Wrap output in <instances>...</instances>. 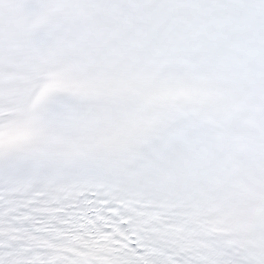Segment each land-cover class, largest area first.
I'll return each mask as SVG.
<instances>
[{"label":"snow or ice","instance_id":"6c2138e0","mask_svg":"<svg viewBox=\"0 0 264 264\" xmlns=\"http://www.w3.org/2000/svg\"><path fill=\"white\" fill-rule=\"evenodd\" d=\"M0 264H264V0H0Z\"/></svg>","mask_w":264,"mask_h":264}]
</instances>
